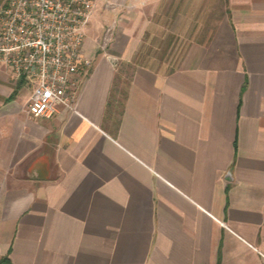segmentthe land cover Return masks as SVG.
Segmentation results:
<instances>
[{
	"label": "crops",
	"instance_id": "crops-1",
	"mask_svg": "<svg viewBox=\"0 0 264 264\" xmlns=\"http://www.w3.org/2000/svg\"><path fill=\"white\" fill-rule=\"evenodd\" d=\"M85 53L52 119L0 65V257L264 264V0H104Z\"/></svg>",
	"mask_w": 264,
	"mask_h": 264
},
{
	"label": "built area",
	"instance_id": "built-area-1",
	"mask_svg": "<svg viewBox=\"0 0 264 264\" xmlns=\"http://www.w3.org/2000/svg\"><path fill=\"white\" fill-rule=\"evenodd\" d=\"M104 0H9L0 15V65L33 93L28 114L52 119L77 98L92 66L86 32Z\"/></svg>",
	"mask_w": 264,
	"mask_h": 264
},
{
	"label": "trees",
	"instance_id": "trees-1",
	"mask_svg": "<svg viewBox=\"0 0 264 264\" xmlns=\"http://www.w3.org/2000/svg\"><path fill=\"white\" fill-rule=\"evenodd\" d=\"M0 264H11V261L9 258L0 257Z\"/></svg>",
	"mask_w": 264,
	"mask_h": 264
}]
</instances>
